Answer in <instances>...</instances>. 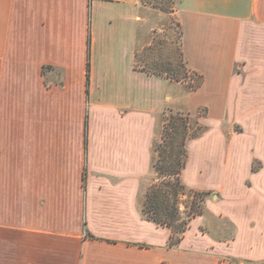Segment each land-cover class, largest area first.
<instances>
[{"label": "crops", "instance_id": "1", "mask_svg": "<svg viewBox=\"0 0 264 264\" xmlns=\"http://www.w3.org/2000/svg\"><path fill=\"white\" fill-rule=\"evenodd\" d=\"M143 3L0 0V264H264V0H180L210 128L174 244L141 206L172 87L138 60Z\"/></svg>", "mask_w": 264, "mask_h": 264}, {"label": "rangeland", "instance_id": "2", "mask_svg": "<svg viewBox=\"0 0 264 264\" xmlns=\"http://www.w3.org/2000/svg\"><path fill=\"white\" fill-rule=\"evenodd\" d=\"M142 5L140 14L143 18L141 27L143 35L138 45V60L140 64H144L145 69L169 77L172 87L158 117L152 145L153 167L145 178L141 206L146 212L151 210L150 215L155 211L162 220L170 221L176 226L180 221L188 223L192 216L204 210L205 201L202 198L204 194H194L187 188H178L175 177L161 174L160 169H169L174 165L183 137L188 160L189 144L208 131L210 126L203 119L207 115V107L200 104L194 95L202 82V77L188 67L181 51L183 32L178 15L180 0H144ZM171 115L182 116L185 124L177 125L174 130L168 122ZM224 131L227 132L226 129ZM170 133H173V137ZM190 147L191 165L186 171V179L192 177L194 165L197 163L213 167L221 161V138L217 129L203 141L191 144ZM212 173H215L214 169ZM175 191L178 193L177 196ZM149 194L156 197V200L150 202ZM206 198L215 200L216 195L210 193ZM149 203L152 204L151 208ZM175 208L179 219L171 220L169 213ZM177 235L175 233V236Z\"/></svg>", "mask_w": 264, "mask_h": 264}, {"label": "trees", "instance_id": "3", "mask_svg": "<svg viewBox=\"0 0 264 264\" xmlns=\"http://www.w3.org/2000/svg\"><path fill=\"white\" fill-rule=\"evenodd\" d=\"M87 76H88V72H87ZM168 122H169L170 126L174 127V130L177 127V125H179V124H181V125L183 124L184 125L185 124L184 118L182 116H180V115H171ZM170 135L173 137V133H170ZM181 140L182 141H180V144H179V151L177 153L176 162L169 169H160V172L163 175H166V174L167 175H173L175 177L176 186H178V188H180V189H183V188H186V187L182 183V181L180 179V175H181V171L184 168V166L186 164V161H187V150L185 148V138L183 137ZM171 143H173V142H171ZM165 152L166 151H164V154H165ZM152 167H153V162H152ZM189 191L194 193V194L195 193L204 194L203 192L194 191V190H191V189ZM177 194L178 193L175 191V195L176 196H177ZM155 198L156 197H153L152 194L148 195V199H149L150 202L156 200ZM202 198H204V197H202ZM149 205H150V208H151L152 204L149 203ZM146 207H147V205H146ZM143 211H144V214L146 215V217L148 219H151V220H153L154 222H156L158 224H162V225L165 224V225H167V226H169L171 228V230H172V235H171V240H170L171 244L177 243L180 240V238L182 236V233L185 231V229L187 227V222L186 221H180L179 224H177L176 226H173L172 222H170V221L167 222V221L162 220L158 215H156L155 211H153V213L151 215L149 214V212L151 210H147V212L145 210H143ZM169 214L168 215H169L171 220L172 219H179L178 215H177V209L176 208H175V210L173 209V211L171 213H169ZM175 233L178 234V235L175 236Z\"/></svg>", "mask_w": 264, "mask_h": 264}]
</instances>
